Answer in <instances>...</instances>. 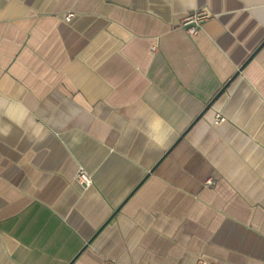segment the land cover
Wrapping results in <instances>:
<instances>
[{
	"label": "crops",
	"instance_id": "crops-1",
	"mask_svg": "<svg viewBox=\"0 0 264 264\" xmlns=\"http://www.w3.org/2000/svg\"><path fill=\"white\" fill-rule=\"evenodd\" d=\"M200 259L264 264V0H0V264Z\"/></svg>",
	"mask_w": 264,
	"mask_h": 264
},
{
	"label": "built area",
	"instance_id": "built-area-1",
	"mask_svg": "<svg viewBox=\"0 0 264 264\" xmlns=\"http://www.w3.org/2000/svg\"><path fill=\"white\" fill-rule=\"evenodd\" d=\"M72 12H69L66 15V18L69 20L72 17ZM212 16V13L208 11L207 9H196L194 11H191L187 13L181 20L180 25L190 34V35H196L201 27L203 26V23ZM225 120V117L221 114H217L215 121L221 122ZM76 179L78 182L84 186H90L93 183V178L90 172L86 169L85 166L81 165L76 173ZM215 183L214 178L209 177L206 180V184L212 185ZM200 264H211L206 260L200 259Z\"/></svg>",
	"mask_w": 264,
	"mask_h": 264
},
{
	"label": "water",
	"instance_id": "water-1",
	"mask_svg": "<svg viewBox=\"0 0 264 264\" xmlns=\"http://www.w3.org/2000/svg\"><path fill=\"white\" fill-rule=\"evenodd\" d=\"M256 52V51H255ZM254 55V53L249 57V59ZM248 59V60H249ZM243 67V65L241 66V68ZM240 68V69H241ZM239 71H237L227 82L226 84L221 88V90L215 95V97L208 103V105L206 106L205 109H207L208 107H210V105L212 104V102L220 95V93L228 86V84L234 79V77L238 74ZM204 112V111H203ZM202 114V113H201ZM201 114L199 115V117L201 116Z\"/></svg>",
	"mask_w": 264,
	"mask_h": 264
}]
</instances>
